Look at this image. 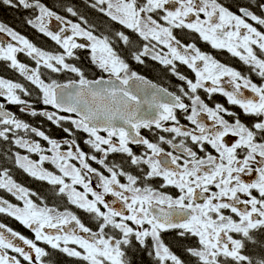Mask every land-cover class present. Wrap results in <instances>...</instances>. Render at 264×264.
I'll return each mask as SVG.
<instances>
[{
    "label": "snow or ice",
    "instance_id": "obj_1",
    "mask_svg": "<svg viewBox=\"0 0 264 264\" xmlns=\"http://www.w3.org/2000/svg\"><path fill=\"white\" fill-rule=\"evenodd\" d=\"M0 11V264H264V0Z\"/></svg>",
    "mask_w": 264,
    "mask_h": 264
},
{
    "label": "flooded vegetation",
    "instance_id": "obj_2",
    "mask_svg": "<svg viewBox=\"0 0 264 264\" xmlns=\"http://www.w3.org/2000/svg\"><path fill=\"white\" fill-rule=\"evenodd\" d=\"M91 18H93V19H99V17L96 16V15H93ZM25 32H26V33H25ZM25 32H24V34L27 35V36H28L29 34H31V35H29L28 37H29L30 39L36 40V42H38V43L40 44V46H42V47H46V48H48V47H52L51 42L47 41L46 38H43V37L39 36L38 34H35V33L33 32V30H31L30 28H28ZM218 59H220L222 62L229 63V64H231L232 66L237 67L238 69H240V70H242V71L247 72V68H246V66L242 65L237 59L232 58V57H231L229 54H227V53H221V54H219V55H218ZM6 75H7V74H6ZM56 78L60 79L61 81L64 80V77H63V76H61V77H56ZM149 78L153 79L154 82H157V81L159 80V77H158V74H157V73H153V74H151V75L149 76ZM257 79H258V78H257ZM159 82L162 83L164 86H168V82H167V80H159ZM13 110H15V108H14ZM18 114H19V113H18ZM19 115H21V114H19ZM22 115H23V114H22ZM33 122H34V123H37V124L40 123V121L35 120V118H33ZM44 126H45V127H48L47 125H44ZM49 130H51V129H49ZM17 174L19 175V173H17ZM19 177L21 178V180H22L23 182H25V183H30L29 181H26L22 175H19ZM9 220L11 221V223H9V225H10V224H12L13 220H12L11 218H9ZM17 223H18V222H17ZM18 224H19V223H18ZM20 226H21V225H20ZM21 227H22V226H21ZM22 228H23V227H22ZM23 229H24V228H23ZM24 230L28 232L27 229H24Z\"/></svg>",
    "mask_w": 264,
    "mask_h": 264
},
{
    "label": "trees",
    "instance_id": "obj_3",
    "mask_svg": "<svg viewBox=\"0 0 264 264\" xmlns=\"http://www.w3.org/2000/svg\"><path fill=\"white\" fill-rule=\"evenodd\" d=\"M0 18L7 20L10 23H16V26L18 28H20L21 26L17 23V19H18V14L14 13V12H4V11H0ZM28 28H21V30L23 32H25ZM26 33V32H25ZM31 35V34H29ZM28 35V36H29ZM36 41V40H35ZM22 115V114H21ZM25 119H28L27 117H24ZM19 175H22L19 173ZM19 175L16 172V175L14 174V177L18 180H21V178L19 177ZM23 176V175H22ZM22 181V180H21ZM0 222H5L8 226L13 227L15 230L21 231L23 232L25 235H28L29 233L27 231H25L17 222L13 221L12 224L9 225V223H11V221L9 220L8 217L6 216H0Z\"/></svg>",
    "mask_w": 264,
    "mask_h": 264
},
{
    "label": "rangeland",
    "instance_id": "obj_4",
    "mask_svg": "<svg viewBox=\"0 0 264 264\" xmlns=\"http://www.w3.org/2000/svg\"><path fill=\"white\" fill-rule=\"evenodd\" d=\"M14 174L16 175V172H14Z\"/></svg>",
    "mask_w": 264,
    "mask_h": 264
}]
</instances>
